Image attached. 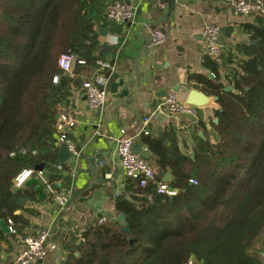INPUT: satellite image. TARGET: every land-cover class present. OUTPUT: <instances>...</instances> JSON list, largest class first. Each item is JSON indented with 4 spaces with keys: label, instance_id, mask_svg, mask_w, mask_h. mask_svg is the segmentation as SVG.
<instances>
[{
    "label": "trees",
    "instance_id": "16d2710c",
    "mask_svg": "<svg viewBox=\"0 0 264 264\" xmlns=\"http://www.w3.org/2000/svg\"><path fill=\"white\" fill-rule=\"evenodd\" d=\"M105 2L0 0V221H11L17 234L18 201L37 199L36 174H46L50 186L60 179L56 117L78 83L62 77L57 59L72 54L85 61L76 67L88 71L102 60L97 27ZM240 28L248 41L236 46L238 60L225 78L230 91L217 74L191 76L217 97L213 140L196 137L191 159L167 151L163 138L145 141L178 194L155 203L153 188L127 179L113 209L125 216L129 233L105 219L83 233L64 264H264V18ZM39 165L42 172L35 171ZM27 169L33 178L14 188Z\"/></svg>",
    "mask_w": 264,
    "mask_h": 264
},
{
    "label": "crops",
    "instance_id": "0c3cea01",
    "mask_svg": "<svg viewBox=\"0 0 264 264\" xmlns=\"http://www.w3.org/2000/svg\"><path fill=\"white\" fill-rule=\"evenodd\" d=\"M109 1L106 0L105 5ZM122 1L134 10L132 21L119 24L103 16L97 27L98 40L106 48L102 60L113 66L106 87L105 105L98 109L90 108L81 90L82 83L92 77L94 67L88 71L74 65L70 79L76 80L78 86L72 89L69 104L61 113L69 121L59 119L58 135L67 134L80 151L79 158L61 165V170L56 164L60 179L54 181L53 186L72 187L70 203L60 211L50 200L44 185L38 181L41 193L38 191L37 199L24 200V205L16 212L20 217L14 223L18 233L34 236L41 230H50L49 241L55 248L38 264L65 263L69 254L82 242L83 233L103 218L89 209L99 193L109 192L103 209L115 214V193L124 195L127 183L116 153L121 139H130L133 145L140 143L142 150L148 153L146 161L157 178L163 176L161 179L164 180L169 174V183L173 177L170 172L159 174L156 160L146 149L147 139L163 138L167 151L177 149L178 153L190 159L196 137L202 135L201 138L207 136L213 140L209 125L215 119L213 113L219 110L215 101L199 109L195 117L155 115L146 126L143 121L168 92H174L182 103H185L191 89L207 95V86L191 76L213 80L214 74H217L221 85L229 87L225 78L238 60L236 46L248 41L240 25L253 21L252 18L235 16L230 0H175L174 9L166 22L163 21L168 13V3L164 0ZM207 24L220 29H233L229 38L222 35L226 46L225 58L221 66L215 65V69L210 66L214 62L202 54L201 31ZM155 30L162 31L164 42L153 48L149 46V41ZM115 40L117 45H114ZM76 68H79L77 72ZM69 122L73 123L72 127ZM145 131L148 134H144ZM61 144L59 142V146ZM99 167L103 169V176ZM41 175L48 178L46 174ZM118 178H122L123 189ZM2 235L5 239L0 240V264H7L22 247L11 234Z\"/></svg>",
    "mask_w": 264,
    "mask_h": 264
},
{
    "label": "built area",
    "instance_id": "2783aa9c",
    "mask_svg": "<svg viewBox=\"0 0 264 264\" xmlns=\"http://www.w3.org/2000/svg\"><path fill=\"white\" fill-rule=\"evenodd\" d=\"M229 5L235 16L252 19L264 18V0H230ZM133 16L134 10L132 7L122 0H110L105 6L104 17L112 22L119 24L128 23L132 21ZM201 37L203 40V56L214 62L215 65L221 66L225 58L226 46L222 39L220 28L211 24L204 25ZM163 42L162 31L155 30L150 38L149 46L156 48L162 45ZM114 45H117V40L114 41ZM75 64L82 66L85 65V61L77 59L72 54H61L57 59V68L61 72L62 77H72ZM94 68L95 72L90 79L82 83L81 90L86 97L87 105L92 109H98L103 107L107 101L106 87L113 71V66L108 61L97 60ZM60 78L61 76H55L52 82L57 84ZM198 110L195 107L180 102L174 92H168L165 98L157 103L152 112L144 119L143 124L146 126L155 115L165 117H195ZM59 119L61 121H69L62 114L59 116ZM69 126L72 127L73 123L69 122ZM144 134L148 133L145 131ZM59 142L66 146L73 160L79 158L80 151L67 134H60ZM132 147L133 142L130 139H121L117 144L116 153L120 159L123 177L134 181L136 187L139 189L153 188L156 195L170 198L177 195L179 189L172 187L163 180H159L148 162L132 152ZM21 153L23 154L24 151ZM57 169L61 170V165H58ZM25 173H28V175L24 176ZM34 175L35 172L33 170H23L14 179V188L22 187ZM36 178L46 186L50 200L60 211L70 203L73 195L72 187L55 188L54 186H50L47 179L41 173H37ZM189 183L191 185L196 184L195 180H190ZM117 196L119 194L115 193V197ZM104 220L102 218L99 223ZM7 225L9 233L15 235L16 240L22 247L13 260L7 264H38L46 258L50 250L55 248V245L49 241V229L41 230L34 236L20 235L12 228L11 221H8ZM194 263L193 260H189L186 264Z\"/></svg>",
    "mask_w": 264,
    "mask_h": 264
},
{
    "label": "water",
    "instance_id": "95a60500",
    "mask_svg": "<svg viewBox=\"0 0 264 264\" xmlns=\"http://www.w3.org/2000/svg\"><path fill=\"white\" fill-rule=\"evenodd\" d=\"M164 1L168 3V13L166 14L165 19L163 21V22H166L167 19L169 18V16L171 15L173 9H174L175 0H164ZM232 31H233L232 27H224V28L220 29L221 34L226 38L230 37V32H232ZM105 54H106V48L102 49V51L100 52L99 55L101 58H104ZM94 72H95V68L92 69V73H94ZM224 90H225V92H227V91H230L231 88L226 87ZM211 101L216 102L217 97L210 98L209 96L205 95L203 92H201L199 90L191 89L186 96L185 104L192 106V107H195L197 109H202V108L208 107L210 105ZM56 119L58 120L59 117H56ZM217 122H218V120L214 119L213 123L216 124ZM200 136L202 137V135H200ZM132 152L134 154L139 155L144 160H147L149 158L148 153L146 151L142 150V146L140 143L133 145ZM55 156H56L55 163L57 165H63L66 162H72L73 161L71 158V155L69 154V152H68V150L64 144H61L59 146V149L56 152ZM190 157L193 158V154H191ZM35 171L42 172L43 166H41V165L36 166ZM100 171L102 172V176H103L104 175L103 169L100 168ZM112 176H115V175H112ZM163 181L166 183H169L170 175L167 174ZM101 183L104 185V183H105L104 179L101 180ZM118 183L120 184L121 189H123L124 185L122 184V178H118ZM38 191H39V193H41L40 190H38ZM108 195H109V192L107 190L104 191V193H99V195H97L96 201L92 204L91 207H89L90 211L95 215H101L104 219H107V220L112 221L113 223L119 224L121 231H123L125 233H129V229L127 227L126 220H125V216L123 214L115 215L114 213L103 209V203L106 201V199H108ZM163 198L164 197L162 195H156L154 202L158 203ZM23 205H24V201L19 200L18 206L22 207ZM0 230L2 231L3 234H9L8 225L4 221H0Z\"/></svg>",
    "mask_w": 264,
    "mask_h": 264
},
{
    "label": "snow or ice",
    "instance_id": "6c2138e0",
    "mask_svg": "<svg viewBox=\"0 0 264 264\" xmlns=\"http://www.w3.org/2000/svg\"><path fill=\"white\" fill-rule=\"evenodd\" d=\"M27 175H28V173H25V174H24V176H27ZM21 180H22V178H21Z\"/></svg>",
    "mask_w": 264,
    "mask_h": 264
}]
</instances>
